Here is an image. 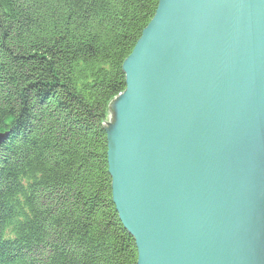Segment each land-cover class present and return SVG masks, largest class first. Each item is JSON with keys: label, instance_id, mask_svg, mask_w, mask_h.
<instances>
[{"label": "water", "instance_id": "95a60500", "mask_svg": "<svg viewBox=\"0 0 264 264\" xmlns=\"http://www.w3.org/2000/svg\"><path fill=\"white\" fill-rule=\"evenodd\" d=\"M122 69L103 126L137 264H264V0H158Z\"/></svg>", "mask_w": 264, "mask_h": 264}, {"label": "trees", "instance_id": "16d2710c", "mask_svg": "<svg viewBox=\"0 0 264 264\" xmlns=\"http://www.w3.org/2000/svg\"><path fill=\"white\" fill-rule=\"evenodd\" d=\"M158 0H0V264H137L104 122Z\"/></svg>", "mask_w": 264, "mask_h": 264}]
</instances>
